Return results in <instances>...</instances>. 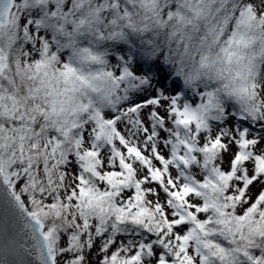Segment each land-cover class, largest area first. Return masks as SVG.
Returning <instances> with one entry per match:
<instances>
[{"label":"snow or ice","instance_id":"snow-or-ice-1","mask_svg":"<svg viewBox=\"0 0 264 264\" xmlns=\"http://www.w3.org/2000/svg\"><path fill=\"white\" fill-rule=\"evenodd\" d=\"M0 264H264V0H0Z\"/></svg>","mask_w":264,"mask_h":264}]
</instances>
